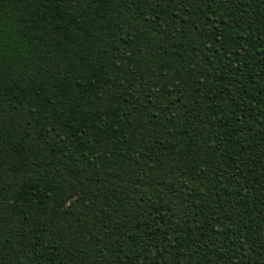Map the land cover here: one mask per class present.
Listing matches in <instances>:
<instances>
[{
  "label": "trees",
  "instance_id": "trees-1",
  "mask_svg": "<svg viewBox=\"0 0 264 264\" xmlns=\"http://www.w3.org/2000/svg\"><path fill=\"white\" fill-rule=\"evenodd\" d=\"M0 264H264V0H0Z\"/></svg>",
  "mask_w": 264,
  "mask_h": 264
}]
</instances>
